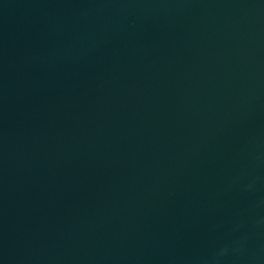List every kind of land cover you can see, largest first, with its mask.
<instances>
[{
    "label": "water",
    "instance_id": "obj_1",
    "mask_svg": "<svg viewBox=\"0 0 264 264\" xmlns=\"http://www.w3.org/2000/svg\"><path fill=\"white\" fill-rule=\"evenodd\" d=\"M0 264H264V0H0Z\"/></svg>",
    "mask_w": 264,
    "mask_h": 264
}]
</instances>
